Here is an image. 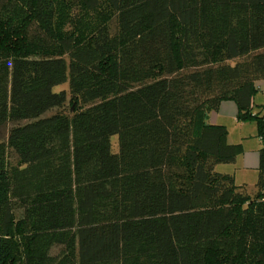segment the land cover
<instances>
[{
	"label": "trees",
	"instance_id": "16d2710c",
	"mask_svg": "<svg viewBox=\"0 0 264 264\" xmlns=\"http://www.w3.org/2000/svg\"><path fill=\"white\" fill-rule=\"evenodd\" d=\"M261 79L264 0H0V264H264Z\"/></svg>",
	"mask_w": 264,
	"mask_h": 264
},
{
	"label": "rangeland",
	"instance_id": "374dc122",
	"mask_svg": "<svg viewBox=\"0 0 264 264\" xmlns=\"http://www.w3.org/2000/svg\"><path fill=\"white\" fill-rule=\"evenodd\" d=\"M63 86H67L66 83ZM259 88L253 96L252 111L264 109V79L259 80ZM67 101V107L70 108ZM224 124L228 130V138L240 142V149L238 150L235 159L230 162H218L215 164V169L218 171H230L234 175V180L237 183L246 182L247 190L255 188V180L257 178V153L261 145L257 122L255 118L250 117L246 119H238L236 116L223 117ZM113 150H117V135L112 136ZM57 248H54L55 252Z\"/></svg>",
	"mask_w": 264,
	"mask_h": 264
},
{
	"label": "crops",
	"instance_id": "0c3cea01",
	"mask_svg": "<svg viewBox=\"0 0 264 264\" xmlns=\"http://www.w3.org/2000/svg\"><path fill=\"white\" fill-rule=\"evenodd\" d=\"M236 113H237V107H236L235 102L233 100H230V99H225V100L221 101L219 108L216 111H213L211 113L210 119L214 122L224 123L223 117H225L226 115L236 116ZM228 139L231 142H237V141H234L232 138L231 139L228 138ZM260 142H261V140H260ZM258 150H259V148H258ZM258 153H257V158L259 161V154ZM258 161H257L256 167L258 165Z\"/></svg>",
	"mask_w": 264,
	"mask_h": 264
}]
</instances>
